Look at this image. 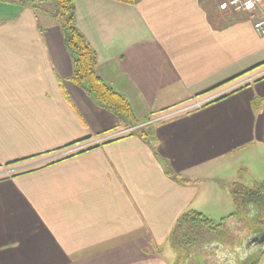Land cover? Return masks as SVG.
I'll list each match as a JSON object with an SVG mask.
<instances>
[{
  "label": "crops",
  "instance_id": "obj_1",
  "mask_svg": "<svg viewBox=\"0 0 264 264\" xmlns=\"http://www.w3.org/2000/svg\"><path fill=\"white\" fill-rule=\"evenodd\" d=\"M219 2L75 0L100 75L154 116L155 153L71 81L45 13L0 0V264H169L181 214L220 220L227 183L264 181V36Z\"/></svg>",
  "mask_w": 264,
  "mask_h": 264
},
{
  "label": "trees",
  "instance_id": "obj_2",
  "mask_svg": "<svg viewBox=\"0 0 264 264\" xmlns=\"http://www.w3.org/2000/svg\"><path fill=\"white\" fill-rule=\"evenodd\" d=\"M2 1L17 2L31 7L35 12L45 13L61 29L65 47L72 57L73 75L71 81L82 88L100 107L113 112L127 129L144 123V127L132 129L129 133L141 137L157 153L154 126L153 123L148 122L153 118L148 117L145 119L146 121L138 119L129 98L100 75L97 53L77 25L75 0ZM115 1L135 4L138 0ZM246 73H242L239 77ZM239 77H233L216 88ZM233 92L209 101L205 106L219 101ZM95 147L97 146H91L81 153ZM164 165L166 174L170 178L181 184L190 183L189 180L175 172L168 163ZM226 188L229 190L234 204V211L230 215L220 220H213L201 212L188 210L179 216L168 236V244L176 254L175 264H228L217 256L215 248L220 247L225 251L235 252L242 249V244L251 235L254 233L258 235L264 222V181L256 183L254 187L234 181L227 184ZM243 251H245L244 248ZM258 262L259 255L257 253L242 261L237 258V264H258Z\"/></svg>",
  "mask_w": 264,
  "mask_h": 264
},
{
  "label": "rangeland",
  "instance_id": "obj_3",
  "mask_svg": "<svg viewBox=\"0 0 264 264\" xmlns=\"http://www.w3.org/2000/svg\"><path fill=\"white\" fill-rule=\"evenodd\" d=\"M224 2V0H220V4H222ZM220 6V5H219ZM45 7H48V6H45ZM218 12L220 13V14H223L222 13V11L219 9V7H218ZM41 15V14H40ZM234 15V14H233ZM225 16V15H224ZM226 17V16H225ZM154 117V116H153ZM153 117H151V119L153 118ZM146 118H143L142 120H145ZM150 119V120H151ZM155 119H152L151 121H149L148 120V122L150 123V124H152V121H154ZM146 121V120H145ZM149 124V125H150ZM144 123H141V125L139 124L138 126H136L137 128L138 127H144ZM130 129H132V128H130ZM136 129V128H135ZM138 129H140V128H138ZM238 177L239 178H243V177H241L240 175H238ZM237 182H240L239 181V179L238 180H236ZM231 182H234V181H231ZM227 184H229V183H227ZM249 185V187H254L255 186V184L254 183H252V184H250V183H248ZM225 187H226V185H225ZM227 189V188H226ZM228 190V189H227ZM229 191V190H228ZM233 211H234V209H233ZM233 211H230L229 213H225V214H223V215H220V216H228V215H230ZM216 218V217H215ZM219 219V218H218ZM262 225H263V227H262V229L260 228L259 230V232H258V234L259 233H261L263 230H264V222L262 223ZM257 236V233H254L253 235H251L250 237H249V239L248 240H246L243 244H242V249H240V250H236L235 252H228V251H225V250H223V249H221L220 247H217V246H215V247H217V248H215L216 249V252H217V256L219 257V258H221L222 260H224V261H226L228 264H237V258H239V260H244V259H246L247 257H250L252 254L254 255V254H258L259 255V262H258V264H264V244H262V245H259V246H255V245H252L250 242ZM243 248L245 249V251H243ZM246 251H248L249 253H247ZM161 252H162V254H163V258H164V260H167V262H169V264H175V262H176V254L174 253V251L173 250H171V248H169V246H167L166 244L163 246V248L161 249ZM166 262V263H167Z\"/></svg>",
  "mask_w": 264,
  "mask_h": 264
},
{
  "label": "built area",
  "instance_id": "obj_4",
  "mask_svg": "<svg viewBox=\"0 0 264 264\" xmlns=\"http://www.w3.org/2000/svg\"><path fill=\"white\" fill-rule=\"evenodd\" d=\"M219 9L226 17H230L235 13H248L253 20L255 31L259 35L264 36V0H224L220 4ZM208 101L198 102L192 108L201 107ZM135 128L137 127H133L132 129ZM132 129H129L128 132Z\"/></svg>",
  "mask_w": 264,
  "mask_h": 264
},
{
  "label": "water",
  "instance_id": "obj_5",
  "mask_svg": "<svg viewBox=\"0 0 264 264\" xmlns=\"http://www.w3.org/2000/svg\"><path fill=\"white\" fill-rule=\"evenodd\" d=\"M250 243L255 246L264 244V234L261 236H256Z\"/></svg>",
  "mask_w": 264,
  "mask_h": 264
},
{
  "label": "flooded vegetation",
  "instance_id": "obj_6",
  "mask_svg": "<svg viewBox=\"0 0 264 264\" xmlns=\"http://www.w3.org/2000/svg\"><path fill=\"white\" fill-rule=\"evenodd\" d=\"M263 234H264V230L261 233H259L257 236H261Z\"/></svg>",
  "mask_w": 264,
  "mask_h": 264
}]
</instances>
